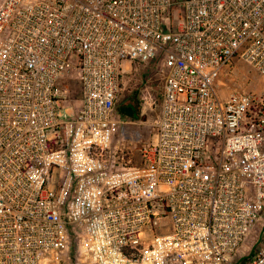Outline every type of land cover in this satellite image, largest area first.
<instances>
[{
	"label": "built area",
	"instance_id": "2783aa9c",
	"mask_svg": "<svg viewBox=\"0 0 264 264\" xmlns=\"http://www.w3.org/2000/svg\"><path fill=\"white\" fill-rule=\"evenodd\" d=\"M0 264H264V0H0Z\"/></svg>",
	"mask_w": 264,
	"mask_h": 264
},
{
	"label": "rangeland",
	"instance_id": "374dc122",
	"mask_svg": "<svg viewBox=\"0 0 264 264\" xmlns=\"http://www.w3.org/2000/svg\"><path fill=\"white\" fill-rule=\"evenodd\" d=\"M241 65L243 66V68H245L246 70H248V66H246L245 64L241 63ZM241 71V72H240ZM140 72H142L141 68L137 71V75L133 76L134 79L140 80L141 79V75L139 74ZM146 75V73L144 74ZM251 78H253V75H248V72L245 71L244 69H240L239 71H237L236 73H233L232 71H226V75L224 74V76L222 77V80H226L229 82L230 86L233 88L234 85L237 88H246L247 85L251 87ZM146 83V88L147 90L144 92L145 95H147L148 100L150 101L149 104L144 105V101L143 103H141V101H139V97L138 95H132L130 98L131 102H134L136 104V108H133V113L131 115V118L133 120H145L148 122H151L153 119H155L157 113H158V88H159V84L160 81L156 80L155 77H149L147 76L145 79H141ZM64 86H68L70 89V95H71V100H74L75 98H77L79 96V84L76 80L74 79H65V81H63ZM135 89L139 92L142 90V86H134ZM153 100V102L150 100ZM127 105V106H126ZM129 107L130 105H128V103H126L124 106L122 107ZM140 116V117H139ZM134 131H139L140 135L143 136V138L148 139L149 138V131L146 128H139V127H135L133 128ZM140 145V144H139Z\"/></svg>",
	"mask_w": 264,
	"mask_h": 264
},
{
	"label": "crops",
	"instance_id": "0c3cea01",
	"mask_svg": "<svg viewBox=\"0 0 264 264\" xmlns=\"http://www.w3.org/2000/svg\"><path fill=\"white\" fill-rule=\"evenodd\" d=\"M131 101H128L127 103H128V105H130L132 108H134L135 106L134 105H132L131 103H130ZM125 105V104H124ZM123 105V106H124ZM127 106V105H126ZM122 107V106H119V110H120V112L121 113H123L125 116H127V117H129V118H131V115H132V111H133V109H130L129 107ZM125 109H129V111H130V113H124L123 111L125 110ZM133 128H135V126H131L130 127V130L132 131V130H134ZM114 143L116 144V139H114Z\"/></svg>",
	"mask_w": 264,
	"mask_h": 264
},
{
	"label": "trees",
	"instance_id": "16d2710c",
	"mask_svg": "<svg viewBox=\"0 0 264 264\" xmlns=\"http://www.w3.org/2000/svg\"><path fill=\"white\" fill-rule=\"evenodd\" d=\"M130 103H131L132 105H134L135 108H136V104H135L134 102H130ZM129 108H130V109H133L131 106H129ZM123 112H124V113H130L129 109H125Z\"/></svg>",
	"mask_w": 264,
	"mask_h": 264
}]
</instances>
